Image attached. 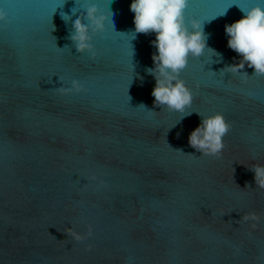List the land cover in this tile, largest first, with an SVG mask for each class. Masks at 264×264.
I'll use <instances>...</instances> for the list:
<instances>
[{
  "label": "water",
  "instance_id": "95a60500",
  "mask_svg": "<svg viewBox=\"0 0 264 264\" xmlns=\"http://www.w3.org/2000/svg\"><path fill=\"white\" fill-rule=\"evenodd\" d=\"M257 2L188 0L220 56L189 55L182 113L154 104L156 34L133 38L131 0H0V264H264V74L220 71L239 62L225 25ZM88 4L91 52L70 39ZM217 112L224 147L202 155L189 135Z\"/></svg>",
  "mask_w": 264,
  "mask_h": 264
},
{
  "label": "clouds",
  "instance_id": "9594fccd",
  "mask_svg": "<svg viewBox=\"0 0 264 264\" xmlns=\"http://www.w3.org/2000/svg\"><path fill=\"white\" fill-rule=\"evenodd\" d=\"M187 3L188 0H131L130 4V10L134 13L135 30L131 32L134 34L133 38L137 33L154 32L156 34L152 42L156 48L152 56L154 68L147 69V72L156 80L152 90L154 104L182 113H185V109L190 107L192 102L191 91L179 78V72L186 66L189 55L201 56L207 48L213 55L220 56L206 45L204 20L193 19L190 28L185 24L184 10ZM227 9L219 16L226 14ZM239 9L244 15L225 25L228 47L238 54L239 62L226 65L220 71L242 73L241 70L247 64L248 67L253 68V74H264V4L257 2L247 9L241 7ZM108 10L112 19L113 13L110 8ZM6 19V13L0 9V21H6ZM62 19L67 23L71 17L64 14ZM72 24L74 31L70 34V39L75 42L77 50L88 49L91 52L89 27L103 28V17L97 15L95 5H86V18L78 17ZM243 74L248 75L247 72ZM81 88V83L73 80L71 87L61 86L57 90L61 93H71L78 92ZM190 114L191 112H188L186 115ZM201 117V123L189 135V145L202 155H218L224 147L223 137L230 125L219 112L209 116L201 115ZM251 170L254 172L257 187L264 188V164H253ZM249 216L253 219L257 218L253 213L244 216L243 219L246 220ZM65 232L76 241H82L92 234L91 228L84 235L76 233L72 227H66Z\"/></svg>",
  "mask_w": 264,
  "mask_h": 264
}]
</instances>
